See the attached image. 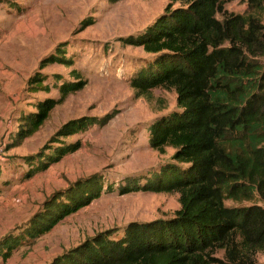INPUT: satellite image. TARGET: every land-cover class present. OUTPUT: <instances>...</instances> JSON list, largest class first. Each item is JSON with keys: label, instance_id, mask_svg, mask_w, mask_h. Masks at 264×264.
I'll return each mask as SVG.
<instances>
[{"label": "rangeland", "instance_id": "rangeland-1", "mask_svg": "<svg viewBox=\"0 0 264 264\" xmlns=\"http://www.w3.org/2000/svg\"><path fill=\"white\" fill-rule=\"evenodd\" d=\"M169 4L0 0V247L8 239L19 243L6 260L0 255V264H51L96 235L111 232L117 239L133 223L171 219L180 209L176 193H120L174 163V149L161 154L150 147L149 129L181 111L176 92L154 89L139 97L130 84L153 59L131 41ZM224 9L228 15L251 12L248 0H228ZM260 19L264 25V11ZM38 77L43 82L36 90ZM76 84L82 88L67 96L61 89ZM45 101L57 104L38 131L22 138L26 118ZM79 121L89 127L65 133ZM92 179L105 189L99 199L49 233L27 236L47 202L64 201L78 183ZM255 263L264 264V252L255 254Z\"/></svg>", "mask_w": 264, "mask_h": 264}, {"label": "trees", "instance_id": "trees-1", "mask_svg": "<svg viewBox=\"0 0 264 264\" xmlns=\"http://www.w3.org/2000/svg\"><path fill=\"white\" fill-rule=\"evenodd\" d=\"M226 1L170 0L131 41L153 57L131 88L139 97L174 90L181 111L149 129L150 147L161 154L174 149V163L120 193H176L180 209L171 219L133 223L117 239L96 235L51 264H256L255 254L264 252V0H248L246 15H228ZM42 82L35 78L33 88ZM81 88L61 89L67 96ZM56 104H39L22 138L38 131ZM88 127L79 121L65 133ZM104 190L95 179L78 183L64 201L47 202L27 236L49 233ZM18 244L6 240L0 255L6 260Z\"/></svg>", "mask_w": 264, "mask_h": 264}]
</instances>
